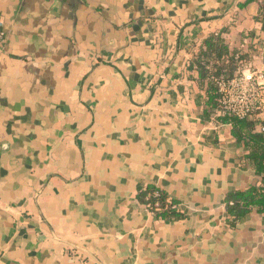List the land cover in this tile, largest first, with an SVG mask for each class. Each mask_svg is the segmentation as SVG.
I'll return each instance as SVG.
<instances>
[{
  "label": "crops",
  "instance_id": "1",
  "mask_svg": "<svg viewBox=\"0 0 264 264\" xmlns=\"http://www.w3.org/2000/svg\"><path fill=\"white\" fill-rule=\"evenodd\" d=\"M263 2L0 0V264H264V215L224 208L258 179L188 70L214 38L264 89Z\"/></svg>",
  "mask_w": 264,
  "mask_h": 264
},
{
  "label": "trees",
  "instance_id": "2",
  "mask_svg": "<svg viewBox=\"0 0 264 264\" xmlns=\"http://www.w3.org/2000/svg\"><path fill=\"white\" fill-rule=\"evenodd\" d=\"M262 25L264 29V20ZM247 59V56L230 51L217 39L211 38L188 66V70H195L198 85L205 90L202 121L213 120L217 124L230 126L234 143L246 149L241 160L248 163L258 179L246 189L230 191L225 195L226 224L230 229H235L253 212L264 215V136L258 132V127L264 126V119L252 117L239 120L218 114L219 96L213 84V80L221 76L226 79L233 77L240 70V63ZM138 201L147 206L157 219L174 222L185 218L180 203L158 187L148 186L138 195Z\"/></svg>",
  "mask_w": 264,
  "mask_h": 264
},
{
  "label": "built area",
  "instance_id": "3",
  "mask_svg": "<svg viewBox=\"0 0 264 264\" xmlns=\"http://www.w3.org/2000/svg\"><path fill=\"white\" fill-rule=\"evenodd\" d=\"M261 13L264 15V4ZM3 41V18L0 15V46ZM262 80L261 74L245 76L241 70L229 79L223 76L214 79L213 84L219 96L218 114L239 120L255 117L258 111L264 109L262 102L264 89L260 83ZM258 132L264 136V126H259Z\"/></svg>",
  "mask_w": 264,
  "mask_h": 264
}]
</instances>
